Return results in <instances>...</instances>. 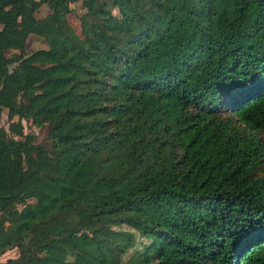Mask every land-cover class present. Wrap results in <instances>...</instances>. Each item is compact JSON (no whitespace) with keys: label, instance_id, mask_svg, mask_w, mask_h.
Returning a JSON list of instances; mask_svg holds the SVG:
<instances>
[{"label":"trees","instance_id":"trees-1","mask_svg":"<svg viewBox=\"0 0 264 264\" xmlns=\"http://www.w3.org/2000/svg\"><path fill=\"white\" fill-rule=\"evenodd\" d=\"M70 1L0 0V264H264V0Z\"/></svg>","mask_w":264,"mask_h":264},{"label":"rangeland","instance_id":"rangeland-1","mask_svg":"<svg viewBox=\"0 0 264 264\" xmlns=\"http://www.w3.org/2000/svg\"><path fill=\"white\" fill-rule=\"evenodd\" d=\"M69 6H70V10L67 13V19H68L69 23L72 25V27L74 28V30L80 36H82L83 33L81 31L79 19L77 17V13L84 9V6L82 5V1L81 0H71L69 3ZM11 9L14 10V7H12ZM47 10H48L47 5L42 4L40 6V8L36 11V14L39 16L43 15L44 13H46ZM113 11L116 12V8H114ZM45 45H46V41L41 36H38L34 33H29L26 37L25 51L29 52L34 48H37L40 46H45ZM13 52H14V49H8L6 51V54L8 56H10ZM18 120H20V122L22 124V129L24 132H33L35 134V141L42 142V143H45L46 145H49V141L47 138L48 137L47 136L48 126L46 123L43 125H35L29 119H27L25 117L19 118V116L17 114L9 116L8 115V109L6 107L2 108V111L0 113V125L5 127L9 133H13L12 132L13 129L11 128V122H16ZM113 227L128 229L129 231L133 230L132 226L126 222H122L120 224H115V225H113ZM81 228L83 230L88 231L90 234L94 235L95 237H101L104 235L103 230L101 228L95 227L94 223L91 222L90 220L83 221L81 223ZM39 252L45 256L47 264L59 263L57 260L52 259L49 256L48 246H44V247L40 248ZM16 253H17V248L12 247V248L5 250L0 257L3 260L9 256L16 255ZM72 258H73V256L68 254L65 260L71 261Z\"/></svg>","mask_w":264,"mask_h":264},{"label":"crops","instance_id":"crops-1","mask_svg":"<svg viewBox=\"0 0 264 264\" xmlns=\"http://www.w3.org/2000/svg\"><path fill=\"white\" fill-rule=\"evenodd\" d=\"M1 255H2V254H0V256H1ZM0 260H2L1 257H0Z\"/></svg>","mask_w":264,"mask_h":264}]
</instances>
